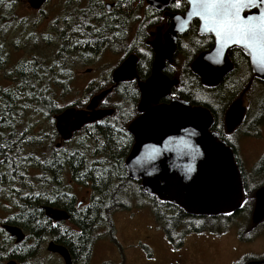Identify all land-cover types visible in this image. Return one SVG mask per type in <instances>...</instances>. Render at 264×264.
<instances>
[{"label": "trees", "instance_id": "16d2710c", "mask_svg": "<svg viewBox=\"0 0 264 264\" xmlns=\"http://www.w3.org/2000/svg\"><path fill=\"white\" fill-rule=\"evenodd\" d=\"M106 1L63 0L69 11L62 27L52 35L28 34L21 46L13 43L11 49L0 41V199L3 195L12 203L3 223L18 227L25 234L24 241L17 245L0 231V264L10 260L16 264H45L39 256L43 245L50 241L66 248L74 264L85 263L97 240L107 237L114 241L113 214L138 206L140 195L152 199L158 210L172 213L164 217L158 210L153 211L156 221H164L163 233L169 242L182 240L205 227L187 224L188 220H208L211 225L219 223L225 227L237 216L235 212L217 216L186 214L179 207L146 194L138 180L128 177L125 160L133 137L126 126L135 116L137 100L118 90L107 94L98 106L112 110V115L86 124L69 141L57 143L60 138L53 124L62 107L85 109L89 102L85 99L90 100L101 90L91 85L84 100L77 99L66 106L65 100H70L75 89V71L90 65L105 50L116 49L128 23L145 4L144 0H115L108 13ZM21 2L0 0L1 36L11 29L13 10ZM31 115H40L50 122V130L42 131L40 138L19 132ZM46 149L51 150L49 156ZM240 181L239 207L250 211L255 191L247 187L243 173ZM74 187L88 190L87 205L78 208ZM42 206L65 211L68 221L51 222L45 218Z\"/></svg>", "mask_w": 264, "mask_h": 264}, {"label": "water", "instance_id": "95a60500", "mask_svg": "<svg viewBox=\"0 0 264 264\" xmlns=\"http://www.w3.org/2000/svg\"><path fill=\"white\" fill-rule=\"evenodd\" d=\"M172 1L144 0L146 6L156 12L164 11ZM181 1L187 4V0ZM46 2L47 0H26L33 11H38ZM113 6V3L105 4L106 11H110ZM187 6L185 17L172 16V24L166 33L171 38L166 43L168 55L172 53L176 33L186 29L190 21H199L197 17H187L189 5ZM248 14H258V9L242 13ZM199 33L209 35L201 31L200 21ZM213 38L214 47L209 52L201 53L192 64L202 85L215 87L232 70L227 54L233 48L239 49L248 58L252 74L264 81V67L253 63L245 49L236 45L218 48L215 37ZM156 51L152 77L145 84H139L140 115L127 126V132L133 137L132 148L125 160L128 177L138 180L146 194L161 202L173 204L186 214L217 216L222 212L231 213L239 208L242 198L240 174L233 161L231 149L217 141L216 134L209 132L212 118L204 108L191 107L180 100H172L168 105H157L176 83L168 82L160 75L161 55ZM135 61L133 56L124 60L112 73L113 83L133 79ZM108 92L104 91L91 98L85 109L67 107L55 117L54 128L62 142L69 141L73 133L86 124L112 115V110L98 108ZM243 111L240 101L231 105L226 113L228 131L240 124ZM189 166L191 172L186 171ZM254 200L252 219L257 223L264 219V185L255 191ZM41 210L45 218L53 223L66 222L69 219L68 214L60 209L42 206ZM0 228L17 245L25 239V234L18 227L2 224ZM45 250L51 255H57L63 264H72L70 255L63 246L50 241ZM5 264L16 262L10 260Z\"/></svg>", "mask_w": 264, "mask_h": 264}, {"label": "flooded vegetation", "instance_id": "af4514ba", "mask_svg": "<svg viewBox=\"0 0 264 264\" xmlns=\"http://www.w3.org/2000/svg\"><path fill=\"white\" fill-rule=\"evenodd\" d=\"M114 1L112 3L115 5ZM175 3L176 0H173L162 12H156L147 6L149 8V15L142 17L141 20L138 19L139 17H134L133 22L128 23L127 29L121 39V44L115 45L116 49L112 51L105 50L112 54H123L121 62L101 82L98 83L96 79V83L93 80L88 83V85L94 84L97 88L101 89L98 94H90L91 96H89L93 98L104 91H109L108 94L110 95L117 90L125 96L130 95L131 98L137 100L135 116L131 121L134 120L140 115L138 112V104L141 98L139 84H145L152 77L157 56L156 50H158L161 55L160 75L167 79L168 82H175L176 84L169 88L168 95L161 98L157 102V105H168L172 100H180L191 107H202L207 110L212 118L209 132L216 134L217 141L223 142L225 146L231 149L233 161L241 175L242 166L237 148L240 141L244 137H248L249 132L257 130L262 125L261 120L264 119V95H262V106L259 104L256 106L257 102L252 103L250 97L253 95L256 85H264V81L257 79L252 74L248 58L239 49L233 48L227 54L228 60L232 65V70L223 77L217 86L208 87L202 85L192 64L201 53L209 52L214 47V38L211 34L201 35L199 33V21L192 20L188 23L186 29H182L181 32L176 33L172 53L168 55L166 43H169L171 38L166 33L172 24V16L185 17L188 7L183 1H181L179 8L175 7ZM110 12L111 10L108 11V13ZM133 23L136 25L135 28H132ZM130 56L136 58L134 67L135 77L117 84L113 83V71ZM245 70H247L246 73ZM90 71L89 69L85 73H89ZM128 86L129 88L126 89ZM232 88L234 92L226 94ZM249 89L251 90L249 91ZM236 101H240L241 103V107L244 110L243 117L238 126L228 131L226 113ZM245 101H248L249 105H246ZM258 113H260L261 119H257ZM262 159H264V150L258 155L256 162ZM254 203L255 200L252 205L250 204L251 208L249 212L246 210L250 215L249 223L247 222V225L237 227L235 230L236 246L233 249L243 247L244 250L238 251L236 257L229 264H264V253L255 255L252 247L253 236L258 234L259 231L264 230V219L257 223L253 222ZM81 207L82 205L79 204L78 208ZM233 212L238 214L244 211L240 205ZM206 224L208 226L206 228V236L220 240L222 236L218 233H212L210 228L218 225L221 227L222 225L219 223ZM145 240L146 242L150 241V237L146 236ZM182 241L183 239H175L173 242L168 241L169 244L165 248L166 253L161 257H157L146 242L144 243L149 246L150 250H137V253L143 260V264H190L181 247ZM144 247L146 246L144 245ZM72 264H74L73 261Z\"/></svg>", "mask_w": 264, "mask_h": 264}, {"label": "rangeland", "instance_id": "374dc122", "mask_svg": "<svg viewBox=\"0 0 264 264\" xmlns=\"http://www.w3.org/2000/svg\"><path fill=\"white\" fill-rule=\"evenodd\" d=\"M112 2L113 0H107L105 3ZM68 11L63 0H47L38 11L31 10L26 0H22L20 5L13 10L15 20L11 29L4 37L0 35V41L7 49H11L10 46L13 45V43L14 45L21 46L24 38L28 34L34 36L52 35L53 31L62 27L61 24ZM148 11L149 8L144 4L143 7L136 12L135 17H139L138 19L141 20L142 17L149 15ZM11 23L12 22H10V24ZM135 27L136 25L133 23L132 28ZM19 57L18 55L14 58L18 59ZM122 58L123 54H112L109 51H104L98 58L94 59L90 65L77 69L75 71L76 78L73 82L75 89L70 95V100L66 99L64 104L67 106L74 100H84L87 97V90L91 87V84L88 85V83L91 80L96 83V79L98 83L104 80V78H106L121 62ZM89 69L91 71L85 73ZM246 71L247 70H245V73ZM250 90L251 89H249V91ZM233 92L234 89L232 88L231 91H228L226 94H232ZM262 95H264V85H256L254 93L250 97L251 102H257L256 106L258 104L262 106ZM85 100H87V102L89 101V99ZM244 103L249 105L248 101ZM64 108L66 107H62V109ZM257 119H261L260 113H258ZM261 121L262 125H260L257 130L249 132L247 135L248 137H244L237 148L238 154L240 155L242 173L248 184L247 187L249 189H254V191L264 184V159L256 162L258 160V155L264 150V119ZM26 122L27 124L19 128V132H24L28 136H37V138H40L42 131L47 132L50 130L49 120L40 115H31ZM57 143L60 144L61 139H59ZM45 152L47 156L51 154L50 149H46ZM73 191L77 196L78 203L82 205V207L88 204V190L74 187ZM2 192H5V190ZM248 197H251V195ZM1 198L0 209H5L3 212L0 211V226L4 224L3 221L8 216V209L12 205L6 196L2 195ZM137 198L136 204L138 206H132L128 211L116 212L113 214L114 241L107 237L97 240L89 258L85 263L80 264H143V260L138 255L137 250L149 251V246L157 257H161L166 253L165 248H167L166 246L169 242L166 240L162 231L164 221H156L154 218L153 211L158 210V206L152 199L147 197L140 195ZM165 210L166 209L161 208V210H158L159 214H164V217L172 214ZM248 212L244 211L238 213L235 220L228 223L225 227H220V225H218L211 228L212 233H218L222 236L220 240L206 236V222L203 220H188L187 224L194 223L195 226H198V224L205 226L201 232L189 233L183 238L181 247L186 257L189 259V263L229 264V262L236 257L238 251L244 250L243 247H236L237 249L233 248L236 246V228L247 225V222L249 223L250 215ZM207 223L211 224L212 222L207 220ZM66 227L70 226L67 224ZM146 236L150 237V241L146 242ZM47 243L43 245L39 260L45 264H63L62 260L57 255H51L46 252L45 247ZM252 244L255 255L264 253V230L259 231L258 234L253 236ZM144 245L146 247H144ZM5 263L6 262L3 264ZM28 264L32 263L29 262Z\"/></svg>", "mask_w": 264, "mask_h": 264}, {"label": "snow or ice", "instance_id": "6c2138e0", "mask_svg": "<svg viewBox=\"0 0 264 264\" xmlns=\"http://www.w3.org/2000/svg\"><path fill=\"white\" fill-rule=\"evenodd\" d=\"M187 4V17H197L201 31L213 35L218 48L239 46L253 63L264 67V0H187ZM180 6L181 0H176L175 7ZM253 9L258 14L242 15ZM186 171L191 172V166Z\"/></svg>", "mask_w": 264, "mask_h": 264}]
</instances>
